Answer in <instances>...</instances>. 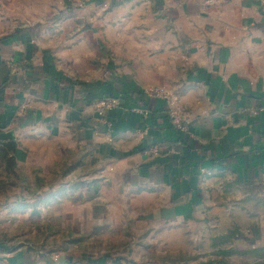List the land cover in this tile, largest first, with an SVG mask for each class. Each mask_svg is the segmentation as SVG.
<instances>
[{
  "label": "crops",
  "instance_id": "obj_1",
  "mask_svg": "<svg viewBox=\"0 0 264 264\" xmlns=\"http://www.w3.org/2000/svg\"><path fill=\"white\" fill-rule=\"evenodd\" d=\"M121 3L0 40V209L69 198L92 223L264 252V0ZM149 86L176 97L187 135L142 101ZM108 97L124 104L101 116ZM142 102L147 119L129 111ZM16 250L6 264H65Z\"/></svg>",
  "mask_w": 264,
  "mask_h": 264
},
{
  "label": "rangeland",
  "instance_id": "obj_2",
  "mask_svg": "<svg viewBox=\"0 0 264 264\" xmlns=\"http://www.w3.org/2000/svg\"><path fill=\"white\" fill-rule=\"evenodd\" d=\"M124 1L0 0V40L26 26L59 27L78 14L101 20L103 13ZM79 26L87 25L83 22ZM101 211L98 217L105 214ZM88 213L86 209L72 208L69 198L42 203L34 200L29 209L17 211L16 215L7 207L1 208L0 248L44 252L47 258L57 257L65 264H112V260L116 264H264V252H226L246 245L198 238L173 241V236L163 232L146 237V225H120L118 215L103 221L95 218L92 223ZM191 228L199 234L197 225ZM106 255L110 259L103 260ZM7 258L0 253V264H6Z\"/></svg>",
  "mask_w": 264,
  "mask_h": 264
},
{
  "label": "built area",
  "instance_id": "obj_3",
  "mask_svg": "<svg viewBox=\"0 0 264 264\" xmlns=\"http://www.w3.org/2000/svg\"><path fill=\"white\" fill-rule=\"evenodd\" d=\"M153 99L161 103H165L166 109L165 113L169 120L170 126L178 134L185 136L188 134L189 120L177 106V99L170 92L162 87L149 86L145 88L142 92L141 99ZM141 102V101H140ZM123 99L121 97H108L99 100L96 103V110L99 115H105L109 111L120 108L123 105ZM130 112L138 114L143 118H148L150 113L149 110L144 107L143 102L138 105H134L129 109ZM109 124V123H108ZM109 126H111L109 124ZM146 155L156 156L158 150L156 147H150L143 150Z\"/></svg>",
  "mask_w": 264,
  "mask_h": 264
},
{
  "label": "trees",
  "instance_id": "obj_4",
  "mask_svg": "<svg viewBox=\"0 0 264 264\" xmlns=\"http://www.w3.org/2000/svg\"><path fill=\"white\" fill-rule=\"evenodd\" d=\"M142 101L145 102V100H144L143 98H142ZM144 107H145V105H144ZM144 149H145V148H143L142 151H143ZM9 251H10V249H9L8 251H6V250H3V249L0 248V253H3V254H4V253H8ZM102 259L104 260V259H110V258H109L108 255H106V256H103ZM103 262H104V261H103ZM115 262H116V261H113V260H112V264H116ZM94 264H102V263H100V262H96V263H94Z\"/></svg>",
  "mask_w": 264,
  "mask_h": 264
}]
</instances>
